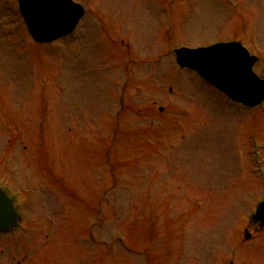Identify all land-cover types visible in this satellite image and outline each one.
I'll use <instances>...</instances> for the list:
<instances>
[{"label": "rangeland", "instance_id": "374dc122", "mask_svg": "<svg viewBox=\"0 0 264 264\" xmlns=\"http://www.w3.org/2000/svg\"><path fill=\"white\" fill-rule=\"evenodd\" d=\"M76 1L88 13L74 35L37 45L10 15L14 0H0V184L13 169L27 220L0 236L7 263L32 247L25 264H264V225L250 223L264 158L248 134L264 133V116L216 99L173 52L251 40L264 75V0ZM52 210L73 222L66 230L53 217L56 233L42 241ZM100 211L92 248L78 225Z\"/></svg>", "mask_w": 264, "mask_h": 264}, {"label": "water", "instance_id": "95a60500", "mask_svg": "<svg viewBox=\"0 0 264 264\" xmlns=\"http://www.w3.org/2000/svg\"><path fill=\"white\" fill-rule=\"evenodd\" d=\"M39 1H42V0H39ZM33 17H34L35 21L39 22L37 27L43 28L44 32H46L48 29L52 28L53 24L55 23V22H52L51 26L49 27V25H50L49 18L48 19L45 18L38 11L33 15ZM58 30H59V24L57 23L55 25V27H53V32H57ZM51 33L52 32L48 31L47 34L45 35L46 37H44L43 35L42 36L41 35L40 36L35 35V38L37 40L43 41L45 39L51 40L53 38H57V37L62 35L60 33H58L57 35H51ZM236 48L241 55H242V53H245L244 51H242L240 49L239 46H236ZM177 54L180 55V61L179 62L181 65L190 66V67L198 70V72L201 75L203 74V71L201 69L195 67V66H197V65L193 64V63H195V60L193 58H191V57L198 56L197 54L187 52L184 50L177 52ZM242 62H243L244 69L246 70L247 69V62H246L245 58H244V60L242 59ZM224 65L225 66H223L221 68V70L209 72L205 75L203 74L204 75L203 77L208 82L218 86L219 88H221L225 92H227V91H230V92H243V91H245V89L248 88L249 76H246L242 72L243 71L242 65H241L242 71L241 70L237 71V69H239L240 66H238V67L234 66V68H233L232 67V65H233L232 61H228L227 64H224ZM234 79L236 81L235 83H234ZM259 84H261V83H259ZM263 93H264V87H261V89L258 91L256 98L253 101V103H256L260 97H263V95H264ZM235 99L238 100V98H235ZM263 214H264V209H263ZM13 219H14V213L12 211L11 205H10L9 201L6 199V197L0 193V232H7L9 230L12 222H13Z\"/></svg>", "mask_w": 264, "mask_h": 264}]
</instances>
